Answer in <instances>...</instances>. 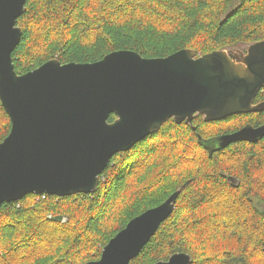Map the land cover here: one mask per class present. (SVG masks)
Returning a JSON list of instances; mask_svg holds the SVG:
<instances>
[{"label": "trees", "instance_id": "trees-1", "mask_svg": "<svg viewBox=\"0 0 264 264\" xmlns=\"http://www.w3.org/2000/svg\"><path fill=\"white\" fill-rule=\"evenodd\" d=\"M17 25L23 30L12 54L18 74L53 59L94 63L121 50L151 59L183 49L203 56L264 41V0H27ZM256 102H264V89ZM248 124L264 125V111L217 123L170 119L113 156L96 192L32 194L2 204L0 264L98 260L132 219L176 191L172 215L130 264H156L176 253L189 254L190 264H264V137L206 148V140ZM11 126L0 101V143Z\"/></svg>", "mask_w": 264, "mask_h": 264}, {"label": "water", "instance_id": "water-1", "mask_svg": "<svg viewBox=\"0 0 264 264\" xmlns=\"http://www.w3.org/2000/svg\"><path fill=\"white\" fill-rule=\"evenodd\" d=\"M27 0H0V101L11 131L0 143V206L28 195L97 191L111 158L173 119L220 122L264 111V41L198 56L183 49L164 58L121 50L94 63L50 60L18 74L12 54ZM114 114L116 119L108 122ZM264 137V126L223 136L222 145ZM180 191L132 219L85 264H130L173 213ZM176 253L156 264H190Z\"/></svg>", "mask_w": 264, "mask_h": 264}, {"label": "flooded vegetation", "instance_id": "flooded-vegetation-1", "mask_svg": "<svg viewBox=\"0 0 264 264\" xmlns=\"http://www.w3.org/2000/svg\"><path fill=\"white\" fill-rule=\"evenodd\" d=\"M262 91H263V89H262L260 92H262ZM260 92H259V93H260ZM256 97H257V96H256ZM260 103H261V102H256V99H255V105L260 104ZM227 119H229V118H227ZM227 119H226V120H227ZM224 121H225V120H224ZM224 121H220V122H224ZM216 123H217V122H216ZM262 126H264V125L254 126V125H250V124H248V125H244V126L240 127V128L237 129L236 131H233V132H230V133H222L221 137H219V138L206 140V148H207L209 151H211V152L220 151V150H226V149L229 148V146H231V144L228 145V146H223V145H222V141H221V138H222L223 136L232 135V134H234V133L240 131V130H241L242 128H244V127L259 128V127H262ZM260 139H262V138H260ZM260 139H258L256 142H258ZM244 142H245V141H244ZM256 142H254V143H256ZM246 143H251V142H246ZM254 143H253V144H254ZM228 180H229L230 183H231L232 185H234V186H237L238 183H239V181H238L237 179L233 178V177H229Z\"/></svg>", "mask_w": 264, "mask_h": 264}]
</instances>
